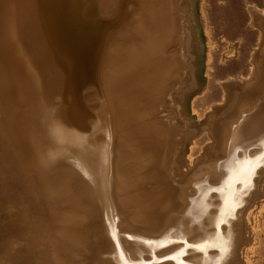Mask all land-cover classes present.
Masks as SVG:
<instances>
[{
    "label": "bare ground",
    "instance_id": "bare-ground-1",
    "mask_svg": "<svg viewBox=\"0 0 264 264\" xmlns=\"http://www.w3.org/2000/svg\"><path fill=\"white\" fill-rule=\"evenodd\" d=\"M104 1L0 0V264H231L241 225L243 264L258 263L264 206L241 221L245 188H224L246 167L180 193L155 163L182 5L112 0L105 17Z\"/></svg>",
    "mask_w": 264,
    "mask_h": 264
},
{
    "label": "rangeland",
    "instance_id": "rangeland-1",
    "mask_svg": "<svg viewBox=\"0 0 264 264\" xmlns=\"http://www.w3.org/2000/svg\"><path fill=\"white\" fill-rule=\"evenodd\" d=\"M114 2L118 1H104L105 17L112 13ZM134 2L145 4L146 0H132L129 4ZM162 2L182 5L178 23L174 26L176 28L174 33L178 36L177 42L169 50L173 58H167V63L173 61V68L177 66L180 70L164 90L163 98L159 102L160 111L154 115L159 121L160 128L155 138L162 145L154 148L160 158L159 162L155 163L167 164L169 169L167 181H171L173 187L180 193L200 182L213 167L218 169L229 165L246 167L248 171L243 174L240 181L224 185L225 189H232L230 195L237 194L242 185L245 188L244 194H247V197L245 195L246 202L243 201L246 204L242 202L245 206L242 204L240 206H248L244 208L245 210L242 208L243 214L237 212V216L240 214L241 221H244L242 215L247 209H250L248 213H256L264 206L262 199L264 193L261 194L264 185V0ZM253 6L258 8L251 10V19L249 8ZM202 15L205 18V27H202L199 18ZM127 32L128 30L123 27L117 35L127 38ZM154 64L152 61L151 65ZM111 65L112 69L114 65ZM211 106L212 110H208ZM204 132L209 136L199 135ZM196 136L198 138L193 145L192 141ZM191 166L198 168L190 172ZM248 176L256 183L246 184ZM216 177H208L213 179L211 182L213 185H210L220 188L221 184L217 180L219 177ZM25 186L26 183L24 188ZM255 188L257 190H252ZM33 189L28 187L27 191L30 190L29 193L32 194ZM210 193L216 194V191L211 190ZM247 201H250V204L249 202L247 204ZM238 218L240 220V217ZM239 220L237 224H240ZM234 224L236 225V222ZM244 228L248 226L231 228L236 240L234 244L236 258L231 264H243L240 252L244 245L239 239ZM179 242L183 245V241ZM179 242L168 241L165 247L171 246L175 249L176 246L177 249ZM261 251V258L255 264L264 263V244ZM198 252L201 251L189 253L185 251L189 255Z\"/></svg>",
    "mask_w": 264,
    "mask_h": 264
}]
</instances>
